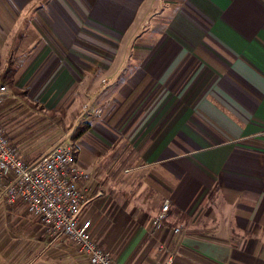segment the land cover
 Wrapping results in <instances>:
<instances>
[{"label": "crops", "instance_id": "1", "mask_svg": "<svg viewBox=\"0 0 264 264\" xmlns=\"http://www.w3.org/2000/svg\"><path fill=\"white\" fill-rule=\"evenodd\" d=\"M8 70L12 147L31 164L73 140L81 219L117 264H160L161 245L173 264H264V0H0ZM0 264L91 263L0 200Z\"/></svg>", "mask_w": 264, "mask_h": 264}, {"label": "built area", "instance_id": "2", "mask_svg": "<svg viewBox=\"0 0 264 264\" xmlns=\"http://www.w3.org/2000/svg\"><path fill=\"white\" fill-rule=\"evenodd\" d=\"M8 94V85L0 74V106ZM90 179V174L80 168L72 143H60L29 164L12 147L0 123V200L9 205L24 203L52 237H68L91 264H117L112 254L93 239L91 222L81 219L93 198L87 186ZM169 208L166 201L155 220L156 226L167 218ZM174 260L175 254L161 245L160 264H173Z\"/></svg>", "mask_w": 264, "mask_h": 264}, {"label": "rangeland", "instance_id": "3", "mask_svg": "<svg viewBox=\"0 0 264 264\" xmlns=\"http://www.w3.org/2000/svg\"><path fill=\"white\" fill-rule=\"evenodd\" d=\"M102 110V109H101ZM101 110H100V114H102L101 113ZM59 121H56V124H55V127H54V131H55V133H53L54 135H60V133H63V134H66L67 132H68V130H67V128H69V125L68 124H65L64 122H62L60 119H58ZM32 130H29V133L31 132ZM49 135H51L52 136V133H49ZM27 136H28V132H27ZM63 137H64V135H63ZM58 142H60V141H62V140H57ZM63 142H71V143H74L73 142V140L71 139L70 141H67V139L66 140H64ZM62 142V143H63ZM129 243H127V246H126V249H128L129 248V245H128ZM130 247H132V245L130 246ZM112 253V252H111ZM113 254V253H112ZM122 262V261H121ZM183 261H182V258H180V260L179 261H176V263L175 264H180V263H182Z\"/></svg>", "mask_w": 264, "mask_h": 264}, {"label": "trees", "instance_id": "4", "mask_svg": "<svg viewBox=\"0 0 264 264\" xmlns=\"http://www.w3.org/2000/svg\"><path fill=\"white\" fill-rule=\"evenodd\" d=\"M10 75V76H9ZM9 78H12V73L10 74V71L8 70V71H6L4 74H3V82L6 84V83H8V79ZM9 83H10V81H9ZM78 136H81V133H75L74 134V137H75V139H77V137Z\"/></svg>", "mask_w": 264, "mask_h": 264}]
</instances>
